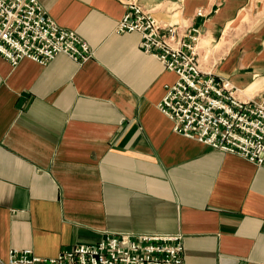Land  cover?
I'll list each match as a JSON object with an SVG mask.
<instances>
[{
	"label": "crops",
	"instance_id": "crops-1",
	"mask_svg": "<svg viewBox=\"0 0 264 264\" xmlns=\"http://www.w3.org/2000/svg\"><path fill=\"white\" fill-rule=\"evenodd\" d=\"M38 2L93 55H0V260L127 232L183 237L184 264H264V168L174 132L159 105L178 76L116 30L131 3L174 46L198 28L202 70L264 99V0Z\"/></svg>",
	"mask_w": 264,
	"mask_h": 264
},
{
	"label": "built area",
	"instance_id": "built-area-1",
	"mask_svg": "<svg viewBox=\"0 0 264 264\" xmlns=\"http://www.w3.org/2000/svg\"><path fill=\"white\" fill-rule=\"evenodd\" d=\"M125 14L117 33L138 32L142 52L178 76L166 86L159 105L161 113L173 120V131L264 168V99L241 100L229 80L202 70L196 54L200 29L188 32L191 44L174 46L177 27H168L163 35V28L135 3ZM60 54L82 64L93 52L76 32L56 25L38 0H0V55L6 61L14 67L30 58L44 66ZM184 251L179 235L123 232L108 234L93 245L71 246L49 258L30 249H13L7 263L0 264H184Z\"/></svg>",
	"mask_w": 264,
	"mask_h": 264
}]
</instances>
